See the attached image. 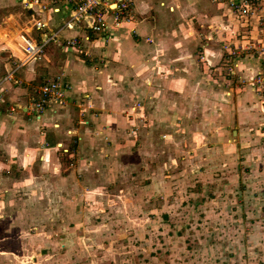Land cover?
Instances as JSON below:
<instances>
[{
  "label": "rangeland",
  "instance_id": "rangeland-1",
  "mask_svg": "<svg viewBox=\"0 0 264 264\" xmlns=\"http://www.w3.org/2000/svg\"><path fill=\"white\" fill-rule=\"evenodd\" d=\"M57 1L39 0L32 7L50 9L52 15H58L50 4ZM211 1L226 2L244 22L249 18L255 21L256 34L264 33V0H253L249 18L239 10L244 0H237V7H233L232 0ZM17 4L0 11V24L11 26L17 20H25V15L19 16L20 12L28 15L32 8L23 0H17ZM58 7L64 8L60 4ZM181 17L164 15L158 20L160 25L169 27L187 23L193 30L201 27L191 15ZM39 18L42 17L36 19ZM55 25L52 32L60 28L59 24ZM214 28L205 29L215 31L214 43L223 51V75L215 81L219 74L208 63L207 72L202 65V73L197 70V76L204 74L211 79L199 84L200 88L212 89L214 96L210 102L201 97L181 99H189L184 104L187 111L185 107V112H175L176 119L182 118V129L153 131L154 136L162 132L167 136L160 135L162 138L157 139L166 140L165 143L159 145L154 140V145L144 154L138 151V155L143 154L148 160L138 162L136 153L124 155L122 164L110 165L107 176L95 175L98 163L86 158L85 168L78 170L80 159L76 154L83 143L81 148L80 145L71 148L74 156H67L65 162L72 169L77 166L78 172L73 171L76 180L73 178L74 182L70 180L66 185L58 182L48 190L45 186L41 188L37 179L34 185L39 193L29 189L17 195L23 213L16 219L17 225L9 222L8 230V222L0 221V236L6 232L14 235L21 228L26 236L23 242L15 238L11 242L0 240V250L20 247L22 251L20 259L0 258V264L7 261L8 264L16 261L19 264H264V51L261 48L264 38L254 37L252 32L232 30L226 35L218 26ZM200 29L193 32L195 36L201 35L202 43L206 38L201 33L204 28ZM56 43L53 40L45 48ZM50 49L59 56L60 48ZM247 58L254 64L246 70L243 62ZM204 59L200 53L198 62L202 64ZM224 72L228 86L237 90L248 88L243 95H238L235 89L236 94L223 93ZM154 115L150 120L136 116L137 124L130 132L137 129L146 134ZM109 137L102 134L103 141ZM132 159L137 165L131 163ZM167 161L174 165L166 166ZM132 168L137 173L144 172L138 179H130ZM154 173L167 181L166 190H156L155 194L154 187L151 193L145 188V182L153 180L147 177ZM188 187L194 193L186 190ZM58 188L70 190L65 195L53 193ZM144 190L148 197L138 201ZM30 234L35 236L28 238ZM49 250L51 254L47 255Z\"/></svg>",
  "mask_w": 264,
  "mask_h": 264
},
{
  "label": "crops",
  "instance_id": "crops-1",
  "mask_svg": "<svg viewBox=\"0 0 264 264\" xmlns=\"http://www.w3.org/2000/svg\"><path fill=\"white\" fill-rule=\"evenodd\" d=\"M16 4L17 0H0V11L8 5ZM35 4L29 5L32 10L26 12L28 15L24 11L20 12L21 18L25 15L24 21L17 20L16 24L13 23L11 26L0 24V90L3 100L0 107V221L8 222V230L9 222L17 225L16 219L23 215L20 208L22 203L19 202L17 195L29 189H32L33 193H39L38 187L34 185L37 179L41 188L45 186L48 190L58 182V184L74 182L73 178L77 176L73 171L78 172L77 166L78 170L85 168L83 165L85 158L95 164L98 163L95 175L107 176L110 165L113 162L122 164L124 155L134 156L135 153L138 155V151L144 154L154 145V140L159 145V142L165 143L166 140L157 138H162L160 135L166 137L167 134L162 132L154 136L153 131L166 128L182 129L180 127L182 118L176 119L175 112H185L184 104L189 99L184 101L181 99L201 97L210 102L214 96L212 89L206 86L200 88L199 84L211 79L204 74L197 76L199 75L197 70L201 71V65L204 72H207L208 66L214 67L213 70H217L219 74V78H214L217 81L223 75L221 64L224 59L222 49L214 43L215 31L212 33L210 30H215L214 27L218 26L226 35L232 30L252 32L254 37L264 38V33L256 34L255 21L249 18L244 22L228 8L226 2L136 0L135 19L132 23L115 25L111 16L107 15L106 27L101 31L93 30L86 19L75 22L71 28H66L63 33L65 39L68 36L78 37L83 42V51L63 46L57 40L56 44L45 48L42 59L24 63L17 51L20 35L44 39L55 29L57 26L55 24L61 26L63 21H66L69 13V9L64 6L54 8L59 14L52 15L50 9L36 10L37 8L32 7ZM164 15L176 17L191 15L192 18H196L200 28H204L201 33L204 34L206 41L200 43L201 35L195 36L193 32L194 30L200 32L199 26L193 30L189 23L173 27L160 25L158 19ZM39 16L47 24L43 29H37L33 25ZM132 25L137 27V34L130 30ZM182 26L185 27L183 31ZM206 27L210 30L205 29ZM64 37L61 38L62 41ZM218 37L223 39V36ZM53 46L61 49L59 56L54 55L50 49L54 48ZM261 48L264 51V47ZM86 52H90L91 56ZM200 53L205 58L202 64L198 62ZM249 60L243 62L246 70L254 64L251 59ZM59 72H64L71 84L66 101H52L41 113L32 111L28 107L31 86L39 85L47 77ZM225 74L224 72L225 80L222 84L228 89L223 86V93L243 95L242 92L248 88L239 87L237 90L228 86L226 82L229 79ZM152 115L154 122H148L146 134L137 129L130 132L137 124L136 116H146V119L150 120ZM174 115L175 119L172 121ZM102 134H109V139L103 141ZM184 138L191 141L189 137ZM191 144L194 146L193 142ZM79 145L80 148L82 145V148L77 151L76 156L80 161L72 169L66 164L65 159L74 156L71 148ZM137 146L139 148H136ZM69 152L70 154L66 155ZM143 154L138 155V162L149 159L143 157ZM133 164L137 165L135 162ZM167 165L174 164L170 165V161H167ZM117 170L122 174L121 170ZM129 171V178L137 179L144 172L137 173L135 168ZM150 177L153 180L145 182V188L150 193L152 187L153 194L166 190L167 181L162 180V176L154 173L147 178ZM55 179L57 180L54 182ZM192 189L186 188L194 193ZM69 190L58 188L53 193L60 192L65 195ZM147 190H144L142 197H136L138 201L142 199L145 201L148 197ZM7 234L10 232L1 235L0 240L11 242L15 238L18 242H23L26 238L22 228L17 229L14 235ZM34 236L30 234L28 238ZM1 249L0 258H10L11 261L13 258H21L20 247L15 250ZM50 254L49 250L47 255ZM15 264H19V261Z\"/></svg>",
  "mask_w": 264,
  "mask_h": 264
},
{
  "label": "built area",
  "instance_id": "built-area-1",
  "mask_svg": "<svg viewBox=\"0 0 264 264\" xmlns=\"http://www.w3.org/2000/svg\"><path fill=\"white\" fill-rule=\"evenodd\" d=\"M20 1V0H19ZM39 0H23V2L36 3ZM136 0H78L74 3V0H58L55 4L50 3L54 8L59 9L58 4L65 6L69 9L68 17L66 21L55 32L50 33L44 39H35L25 34L20 35V41L18 42V55L20 60L24 63L30 60H40L43 57L45 46L51 40H59L63 46L74 47L76 49H82L83 42L76 36L63 39L62 32L66 28H71L75 22L88 20L90 27L95 31H101L106 27L107 15H110L112 22L115 25H122L132 23L134 17V6ZM233 7L239 5V1L232 0ZM240 12L247 18L250 17L254 8L253 0H244L239 5ZM255 12V11H254ZM34 27L37 29H43L47 26L46 22L42 19H36L34 21ZM130 30L137 34L138 30L135 25L130 27ZM88 56H91L90 52H86ZM71 89V84L67 81L64 72H59L54 76L48 77L43 83L39 85H32L29 94L28 107L36 113L43 112L46 107L52 101H66L68 92ZM0 99H2V92L0 90ZM1 104V102H0ZM14 109V108H13Z\"/></svg>",
  "mask_w": 264,
  "mask_h": 264
},
{
  "label": "bare ground",
  "instance_id": "bare-ground-1",
  "mask_svg": "<svg viewBox=\"0 0 264 264\" xmlns=\"http://www.w3.org/2000/svg\"><path fill=\"white\" fill-rule=\"evenodd\" d=\"M17 46H18V43H17Z\"/></svg>",
  "mask_w": 264,
  "mask_h": 264
}]
</instances>
